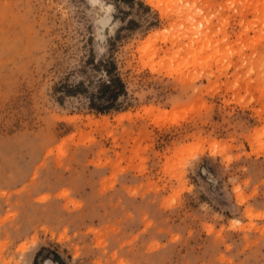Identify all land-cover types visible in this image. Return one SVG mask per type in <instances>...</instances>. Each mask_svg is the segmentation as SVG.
<instances>
[{
  "label": "rangeland",
  "instance_id": "rangeland-1",
  "mask_svg": "<svg viewBox=\"0 0 264 264\" xmlns=\"http://www.w3.org/2000/svg\"><path fill=\"white\" fill-rule=\"evenodd\" d=\"M154 4L0 0V264H264V0Z\"/></svg>",
  "mask_w": 264,
  "mask_h": 264
},
{
  "label": "trees",
  "instance_id": "trees-1",
  "mask_svg": "<svg viewBox=\"0 0 264 264\" xmlns=\"http://www.w3.org/2000/svg\"><path fill=\"white\" fill-rule=\"evenodd\" d=\"M104 75H105V80H100L98 79L96 81L95 85V92L90 95V108L94 109L95 111L98 112H104L109 109H115L117 110L119 107L118 105H115L116 100L120 97L125 95V87L124 84L122 83L121 79L119 78L118 75L113 74V71L111 68L104 67ZM114 70V69H113ZM82 84H79L75 86L73 89H69L67 87L66 91V85L63 84L59 87V89H63L65 93L72 94L79 92L81 90H86L81 88ZM94 100L98 101H104V105H95ZM59 264L60 261L56 260Z\"/></svg>",
  "mask_w": 264,
  "mask_h": 264
},
{
  "label": "bare ground",
  "instance_id": "bare-ground-1",
  "mask_svg": "<svg viewBox=\"0 0 264 264\" xmlns=\"http://www.w3.org/2000/svg\"><path fill=\"white\" fill-rule=\"evenodd\" d=\"M153 1L154 0H147L148 4H150L152 7L157 6V5L154 4V2H156V0L154 2ZM160 12L162 13V10ZM50 263H51V261H46V264H50ZM51 264H56V263L53 262Z\"/></svg>",
  "mask_w": 264,
  "mask_h": 264
}]
</instances>
